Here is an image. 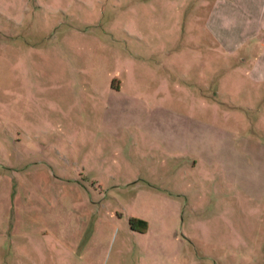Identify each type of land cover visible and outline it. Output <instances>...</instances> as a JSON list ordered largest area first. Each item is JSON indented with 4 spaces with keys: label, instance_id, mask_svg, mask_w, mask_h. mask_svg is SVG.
I'll return each instance as SVG.
<instances>
[{
    "label": "rangeland",
    "instance_id": "374dc122",
    "mask_svg": "<svg viewBox=\"0 0 264 264\" xmlns=\"http://www.w3.org/2000/svg\"><path fill=\"white\" fill-rule=\"evenodd\" d=\"M203 1L0 0V264H62L8 234L47 170L95 224L64 264H264V89Z\"/></svg>",
    "mask_w": 264,
    "mask_h": 264
},
{
    "label": "crops",
    "instance_id": "0c3cea01",
    "mask_svg": "<svg viewBox=\"0 0 264 264\" xmlns=\"http://www.w3.org/2000/svg\"><path fill=\"white\" fill-rule=\"evenodd\" d=\"M203 8V27L210 40L226 56L237 55L256 91L264 89V0H204ZM50 175L47 170L28 185L16 182L8 234L17 249L24 250L34 239L38 241L35 248H48L49 256L58 252L62 264L64 256L82 261L85 253L95 249V224L88 220L87 213L85 217L72 210L76 215L71 218L60 201L49 197ZM70 220L74 225L68 226Z\"/></svg>",
    "mask_w": 264,
    "mask_h": 264
},
{
    "label": "trees",
    "instance_id": "16d2710c",
    "mask_svg": "<svg viewBox=\"0 0 264 264\" xmlns=\"http://www.w3.org/2000/svg\"><path fill=\"white\" fill-rule=\"evenodd\" d=\"M127 221L131 229L137 228L138 230H143L145 228V222L143 220L130 217Z\"/></svg>",
    "mask_w": 264,
    "mask_h": 264
}]
</instances>
